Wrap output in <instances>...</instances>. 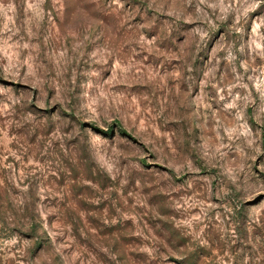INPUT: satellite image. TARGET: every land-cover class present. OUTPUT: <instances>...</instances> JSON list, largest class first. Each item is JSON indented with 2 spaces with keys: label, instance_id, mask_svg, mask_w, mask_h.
<instances>
[{
  "label": "clouds",
  "instance_id": "clouds-1",
  "mask_svg": "<svg viewBox=\"0 0 264 264\" xmlns=\"http://www.w3.org/2000/svg\"><path fill=\"white\" fill-rule=\"evenodd\" d=\"M0 17V264H122L119 225L142 235L145 216L179 230L160 264L201 247L264 264V0H0Z\"/></svg>",
  "mask_w": 264,
  "mask_h": 264
},
{
  "label": "rangeland",
  "instance_id": "rangeland-1",
  "mask_svg": "<svg viewBox=\"0 0 264 264\" xmlns=\"http://www.w3.org/2000/svg\"><path fill=\"white\" fill-rule=\"evenodd\" d=\"M0 20H2V17H0ZM185 23L189 22L186 21ZM9 135H12L11 130H9ZM12 143H14V141ZM257 159L259 160V157ZM11 162H13V157L11 156L8 157L7 161H4V163ZM145 162H147V158ZM161 167H163V165H161ZM260 196H264V193L258 194L256 197H254V199H259ZM157 202L158 201L156 200L155 196L148 197L146 200V203L149 207H153ZM215 202V199L210 201V203ZM192 211L195 213L197 209H193ZM165 214L175 215V218L178 220L185 219V217L175 214L173 210H168L166 213H161V215ZM136 223L140 224V230L143 233L142 235L140 231L137 230L136 225L133 223L131 218L124 220L123 225H119L118 222L117 225L108 226L113 230H115L118 225L121 227V230H123L124 226L131 229L130 235L120 237V242H122L121 246L125 247L127 251L123 257L117 256V259L122 260V264H160V260L163 258L157 255V253L163 251L164 249L162 247H154V242L155 244H159L160 241H163L165 244H168L169 247H171L169 239H166V236L171 238L178 234L179 230L173 227L174 221H161L156 217L145 216L142 223L137 217ZM145 224L151 229V232L144 230ZM157 224L160 225L159 228L156 227ZM192 227H196L195 222L192 223ZM101 235L111 236V232H101ZM117 243L119 242L114 243V247H116ZM212 255L213 254L208 249L201 247L194 249L191 253H189L188 256L183 257L182 259L183 261H186V264H201V261H203V264H213L211 259ZM167 260L171 262V264H181V260H178L176 256H168Z\"/></svg>",
  "mask_w": 264,
  "mask_h": 264
}]
</instances>
